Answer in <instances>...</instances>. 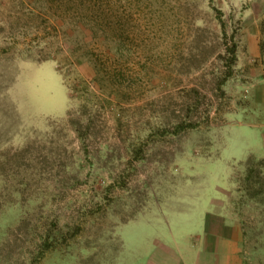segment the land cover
Returning <instances> with one entry per match:
<instances>
[{
    "label": "rangeland",
    "instance_id": "374dc122",
    "mask_svg": "<svg viewBox=\"0 0 264 264\" xmlns=\"http://www.w3.org/2000/svg\"><path fill=\"white\" fill-rule=\"evenodd\" d=\"M207 213L264 264V0H0V264H195Z\"/></svg>",
    "mask_w": 264,
    "mask_h": 264
},
{
    "label": "crops",
    "instance_id": "0c3cea01",
    "mask_svg": "<svg viewBox=\"0 0 264 264\" xmlns=\"http://www.w3.org/2000/svg\"><path fill=\"white\" fill-rule=\"evenodd\" d=\"M202 255L195 252V264H239L241 229L235 220L219 214L204 217Z\"/></svg>",
    "mask_w": 264,
    "mask_h": 264
},
{
    "label": "trees",
    "instance_id": "16d2710c",
    "mask_svg": "<svg viewBox=\"0 0 264 264\" xmlns=\"http://www.w3.org/2000/svg\"><path fill=\"white\" fill-rule=\"evenodd\" d=\"M230 52L232 53V56H233L230 63L233 64L236 60V58H235V45H233V47L230 49ZM229 74H231V70L229 71ZM223 80H225V77ZM249 175H250V168H248L247 178L249 177Z\"/></svg>",
    "mask_w": 264,
    "mask_h": 264
}]
</instances>
